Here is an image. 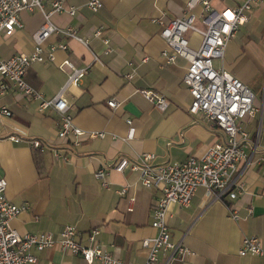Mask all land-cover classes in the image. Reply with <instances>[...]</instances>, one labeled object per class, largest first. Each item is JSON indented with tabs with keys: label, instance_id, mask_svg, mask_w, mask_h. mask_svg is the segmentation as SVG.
<instances>
[{
	"label": "crops",
	"instance_id": "0c3cea01",
	"mask_svg": "<svg viewBox=\"0 0 264 264\" xmlns=\"http://www.w3.org/2000/svg\"><path fill=\"white\" fill-rule=\"evenodd\" d=\"M53 0H41L49 11ZM87 0H65L76 8L75 16L53 13L51 21L73 27L89 38L88 46L62 36H51L45 43L65 41L67 49H56L54 61L34 62L26 73V82L45 98H51L65 85L68 60L76 68H86L75 85L63 90L67 113L84 132L78 143L57 136L59 116L51 109L38 112L36 99L19 92L0 94V175L6 180L5 194L14 204H28L11 220L20 234L49 232L57 235L65 225H73L79 241L87 244V231L100 230L98 240L104 250L122 262L144 260L147 249L142 240L153 236L151 210L160 191L145 188L137 171L116 172L111 165L118 156L133 158L143 152L154 155V164L182 162L189 156L201 157L208 146L221 138V132L203 116L189 113L191 96L182 81L187 67L184 58L167 63L161 56L166 43L160 36L161 25L183 13L187 0H102L97 12L85 6ZM226 0H212L219 5ZM245 0H229L233 7ZM224 7V6H222ZM221 7V8H222ZM220 8V9H221ZM215 9V8H214ZM22 23L11 35L0 34V58L33 50L32 34L44 22L37 9H23ZM102 35L92 37L96 28ZM189 45L198 46L200 37L189 32ZM102 38L109 40L110 51ZM96 54L98 60L93 59ZM146 57L145 61H141ZM132 62V65H128ZM216 68H224L244 82L255 95L258 111L244 120L252 138L246 149L251 160L264 152V0L255 4L248 20L238 27L228 42L222 59H214ZM132 72L130 79L125 74ZM162 95L167 107L159 110L140 90ZM114 98L115 108L107 105ZM134 128L133 138L125 139L127 120ZM88 132H102L90 136ZM16 135L20 142L8 140ZM28 139L42 142L39 151ZM61 157H56L54 151ZM103 168V178H94ZM244 191L235 199L216 200L212 193L198 188L187 206L171 204L167 225L170 239L181 242L189 254L173 258L169 264H264V256L237 253L244 236H256L264 245V163L238 164ZM107 183V187L102 185ZM126 187L125 194L118 191ZM132 199V201H130ZM234 211L237 220L228 217ZM36 264H88L78 254L64 253L55 247L33 251ZM167 253L159 255V263ZM91 264H102L95 260Z\"/></svg>",
	"mask_w": 264,
	"mask_h": 264
},
{
	"label": "built area",
	"instance_id": "2783aa9c",
	"mask_svg": "<svg viewBox=\"0 0 264 264\" xmlns=\"http://www.w3.org/2000/svg\"><path fill=\"white\" fill-rule=\"evenodd\" d=\"M260 0H245L233 7L224 6L219 10L212 7V0H187L183 13L163 23L160 19H152L161 25L160 36L166 43V49L161 56L167 63H173L176 58L182 57L187 62L182 81L191 96L188 111L191 114H200L212 126L219 129L221 138L210 144L201 157L189 156L182 162L154 164V155L143 152L133 158L118 156L111 165L116 172L137 171L140 174V183L145 188H154L160 191L151 210V227L156 230L153 236L142 240V246L147 249L144 260L136 263L122 262L104 250L100 245L99 228L92 227L87 231V244L79 241V232L73 225H65L57 235L49 232H35L20 234L11 225V220L21 211L28 208L27 203L20 205L12 203L5 194L6 180L0 175V264H36L37 257L33 251H42L45 248L55 247L64 253L78 254L86 263L97 260L102 264H169L173 258H183L189 254L188 248L181 242L170 239L167 225L168 207L171 204L187 206L198 188L212 193L216 200L235 199L244 191L240 178L238 164L240 161L247 164L264 163V152L258 154L254 160L246 149L251 146L252 138L244 128V120L253 116L258 108L255 107V95L252 90L239 78L226 71L216 68L214 59H222L225 48L235 35L238 27L248 20V13ZM102 0H87L85 6L91 12H97L102 6ZM37 8L44 17V22L33 34V50L29 53L18 52L9 58H0V94L8 91L19 92L38 101L37 110L43 112L51 109L59 116L57 136L60 139L78 143L83 135L80 127L74 125L72 117L67 113V101L63 97V90L68 85L78 83L86 68H76L68 60L62 61L58 68L70 71L66 74L67 80L61 90L51 98L32 88L25 80L28 67L34 62L54 61L56 49L66 50L67 43L58 41L45 45L51 36H62L88 46L89 38L83 37L71 26L62 27L50 19L53 13L65 12L75 16L76 8L66 6L65 0H53L49 11H44L41 0H0V34L9 37L15 28H20L19 13L23 9ZM199 35L200 42L196 48L189 45L188 33ZM92 37L102 35L101 28H96ZM106 45L105 52H109V40L102 38ZM93 59L98 60L96 54ZM146 57L141 59L145 61ZM128 62V65H132ZM132 72L126 73L125 78H132ZM142 96L154 104L159 110H165V98L154 90H140ZM107 105L115 108L114 98L107 99ZM0 112L9 116L10 112L1 107ZM128 131L125 139L133 138L134 128L128 119ZM90 136H103L102 132H88ZM8 140L20 142L16 135H8ZM27 143L33 149H40L42 142L37 139H28ZM56 157H61L54 151ZM105 169L99 168L94 178L103 180ZM107 187V183L102 181ZM126 187L120 188L118 193L125 194ZM132 201V199H130ZM228 217L237 220L239 216L230 211ZM167 253L166 260L159 263V255ZM240 256H264V245L256 236H244L237 248Z\"/></svg>",
	"mask_w": 264,
	"mask_h": 264
},
{
	"label": "rangeland",
	"instance_id": "374dc122",
	"mask_svg": "<svg viewBox=\"0 0 264 264\" xmlns=\"http://www.w3.org/2000/svg\"><path fill=\"white\" fill-rule=\"evenodd\" d=\"M29 1V0H28ZM229 0H226L225 2H220L219 5L212 4V7L215 8L216 10H219L222 6H225L228 3ZM227 2V3H226ZM232 39V38H231ZM230 39V40H231Z\"/></svg>",
	"mask_w": 264,
	"mask_h": 264
},
{
	"label": "trees",
	"instance_id": "16d2710c",
	"mask_svg": "<svg viewBox=\"0 0 264 264\" xmlns=\"http://www.w3.org/2000/svg\"><path fill=\"white\" fill-rule=\"evenodd\" d=\"M37 151H39L40 149L38 148V149H36Z\"/></svg>",
	"mask_w": 264,
	"mask_h": 264
}]
</instances>
